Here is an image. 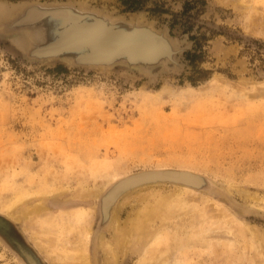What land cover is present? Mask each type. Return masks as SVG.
Here are the masks:
<instances>
[{
  "label": "rangeland",
  "instance_id": "374dc122",
  "mask_svg": "<svg viewBox=\"0 0 264 264\" xmlns=\"http://www.w3.org/2000/svg\"><path fill=\"white\" fill-rule=\"evenodd\" d=\"M95 25L103 42L147 30L166 46L153 61L83 58L100 40L43 52ZM161 168L200 184L154 180L110 204L124 220L140 193L193 185L155 224L152 259L121 264H264V0H0V264H103L107 193Z\"/></svg>",
  "mask_w": 264,
  "mask_h": 264
},
{
  "label": "bare ground",
  "instance_id": "6f19581e",
  "mask_svg": "<svg viewBox=\"0 0 264 264\" xmlns=\"http://www.w3.org/2000/svg\"><path fill=\"white\" fill-rule=\"evenodd\" d=\"M146 45H147L145 46L146 50L151 49L150 45H148V42H146ZM164 170L165 169H162V168L155 169V170H152L154 171V173L150 172L147 174H142L143 176H140V177L138 176L139 177L138 180L140 181L138 182L136 181L134 184H131L128 188L124 189L123 191H120V187H121L120 186V187H116L112 192L107 193L106 195L107 197L104 198L103 204H101V207L103 205V208L107 211V214H105L104 218L106 219V222H107L106 226L111 230V239H107L106 234L102 231L98 232L96 235V242L98 243L100 242L101 251L103 252V255H104L102 259L103 264H121V261L127 258L129 254L131 255L137 254L138 256L142 258L141 260H144L145 258L147 260L148 259L151 260L152 257L148 255V253H151L150 247H152L153 245L152 243L155 240L156 241L158 240L159 235H161L162 237V234L158 231L159 229L156 227L157 225L155 224H158L159 226L166 225V223L174 219L176 216H178L182 212V207L188 208L187 205L181 202L182 199L178 197L180 192H177V191L185 190L186 192H191L189 188L193 185H185L188 188L179 187L177 191L171 192V193H165V192L164 193L162 192L161 193L159 192L140 193L138 196H139V199L141 200V205L137 209H135L134 212L130 213L129 216L126 217V219L124 220L120 218V215L118 211H116V209L114 213H113L114 209L110 213L108 212L110 204H112L114 200H117V198H119L121 194H122L121 196H125L131 192H138L142 190L143 188L155 186L154 184L145 185L151 181H154V180L148 179V177L164 176L165 172H162ZM126 178H128L126 179V182H128L129 180L131 181L133 179H136L135 177H126ZM155 180L165 181V180H172V179L160 178V179H155ZM180 181L189 182L188 180H180ZM132 185H135V186L132 187ZM101 190L102 189H95L93 191H89L85 193L84 195L97 196ZM244 195H246L247 197L249 196L248 194H244ZM34 208H36L38 211L43 210V206L40 204L35 205ZM90 216L91 214L88 211V208L77 207V209L74 212L69 214L68 220H71L72 225L78 224L81 228L83 229L85 228L86 230L89 225ZM255 235H256L257 243L259 244V246H261L264 242V231L256 230ZM86 239L87 238L84 237V239H81L78 242V244H81L80 242H82L83 240L85 241ZM191 245H187L183 243L182 241H180V243H178L177 250H182L186 247L189 248V246ZM152 249L154 250L155 247H153ZM95 252H97V250ZM96 260H97L96 255H94L93 253V254H90V258L88 256V259L85 261V263L92 264L93 261H96Z\"/></svg>",
  "mask_w": 264,
  "mask_h": 264
},
{
  "label": "water",
  "instance_id": "95a60500",
  "mask_svg": "<svg viewBox=\"0 0 264 264\" xmlns=\"http://www.w3.org/2000/svg\"><path fill=\"white\" fill-rule=\"evenodd\" d=\"M106 33V29L104 30L99 25L87 27L72 33L70 36L66 37L61 41H58L48 47H45L43 52L53 53L67 47L75 46L76 44L100 40V47L95 48V50H93L91 53L87 54V56L83 58L90 61H98L112 60L117 55H125L133 60L153 61L157 59V56L164 50L166 46V43L160 37L147 30L130 33L128 34V36L116 40H106L104 38L105 42H103V38L101 36L105 35ZM146 42H148V45H150V48L152 50H149L151 51L145 49V46H147ZM150 172L154 173V171L151 170L130 176L135 177L136 179H133L131 181L129 180L128 182H126V179L128 178H125L124 180H121L122 182H118L110 192H112L116 187L120 186V191H123L124 189L128 188L131 184H134L136 181H140L138 179L140 176H143L142 174H147ZM162 172H165L164 176L148 177V179L155 180L163 178L179 181L188 180L191 184H200L199 178L188 171L164 170ZM1 222L2 219L0 218V224Z\"/></svg>",
  "mask_w": 264,
  "mask_h": 264
}]
</instances>
